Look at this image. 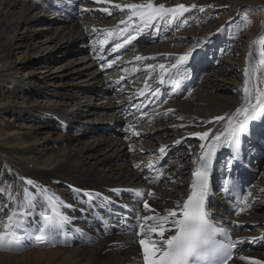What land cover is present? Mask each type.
<instances>
[{
  "label": "rangeland",
  "instance_id": "374dc122",
  "mask_svg": "<svg viewBox=\"0 0 264 264\" xmlns=\"http://www.w3.org/2000/svg\"><path fill=\"white\" fill-rule=\"evenodd\" d=\"M60 1L64 5L65 0ZM177 1H187L197 4V7L188 6L190 10L175 21L170 17L166 21L158 19L155 26L145 27L133 17L136 23L131 22L133 25L130 27V33L136 36L137 44L120 56L114 57L117 60H109L104 68L99 64L92 65L90 61L94 54L92 49L100 46L97 42L104 40L105 35L98 37L97 44H95V40L89 44L77 40L70 45L64 37L60 38L57 33H54V26L46 23V20H49L51 25L56 24L59 16L61 18L65 16L64 13L57 10L60 12L58 15L51 9L35 7L33 18L37 21L34 20L28 25H20L15 33L16 40L8 59V64L13 70L0 74V107L9 101L24 107L23 109H33L34 107L47 109L58 103V94L62 93L74 98L73 105L76 104L71 107H62L64 110L62 114L69 117L78 115L79 118L64 131L61 130V122H57L53 117H48L49 114L40 113L42 111L33 112L34 114L30 115L22 114V117L14 112L2 113L0 114V155L8 158L10 151L3 148L9 146L4 143L12 142L19 145L21 143L19 139L25 133L37 135L41 145L43 144L42 139H45L47 135H50L51 139L64 135L78 150L92 144L94 139L102 140L106 134H111L113 138L116 136L123 138L124 142H127L125 138H129L127 144L129 146L126 151L128 154H132L131 157L134 155L145 159L159 153L162 147L165 148L166 151H170L168 165L171 164L166 167L165 174L167 175L171 169L176 170L177 174L172 175L174 178L169 179V184L175 189H179V185L175 183L185 184L188 179L190 181V173L184 170L180 160L186 165L194 167L193 160L197 159L196 152L200 141L194 136L188 137L187 134L182 133L174 126L172 118L167 115L162 117L163 113L160 114V111L164 108L168 109L167 103L169 102L177 104L190 102L189 116H194L198 121L205 119L204 124L197 128V132H200L203 129H210L213 124L215 125L213 118L217 117L220 111H232L242 101L245 60L249 57L253 41L264 32V0ZM66 2L69 7H62V9L69 12L68 17L72 21L76 23L81 21L80 23L83 22V25H87L88 18L94 19L96 23L94 26L99 24L98 26L103 28V32L115 33V28L120 27L121 21H127V17L131 15L128 8L122 6L123 10H121L114 7L116 4L121 5L119 0H114L111 9L83 0L80 2L67 0ZM202 2L203 5H199ZM201 7L204 8L203 12L199 10ZM106 10L110 14L107 15ZM245 14L249 21L247 24L243 22ZM137 24L140 25L139 31L136 30ZM226 25L229 26V31L219 33L218 30ZM120 32L123 31L119 30L118 33ZM112 36L114 35H110L108 43L111 42ZM205 38H208L210 42L202 48L197 47L193 53V55L199 54V59L192 63L186 72L182 71L179 74L174 72L171 81L168 82L169 86L173 87L172 89H176L177 85L174 84V80L183 78L182 81L188 82L190 86L189 92L173 97L175 93L173 90V95H169L171 100L167 103L165 101V104L160 105L158 110L149 112L145 121H141L134 129L129 128L130 123L123 124L121 127L118 125V127L106 122V118L113 115L112 111H106L104 108L108 100L115 102L117 108L120 106L119 100L135 97L134 88H140L146 76L153 80L156 76L158 77L162 71V69L159 70V65L163 64L165 68H171L180 55L188 52L193 45H197ZM261 51L262 46L256 44L252 48V59L258 62ZM144 53L153 55L148 59L144 57L141 61L142 64L152 69L150 68L146 75L129 73L128 66L123 65L122 61L128 57L142 56ZM113 61L115 62L113 63ZM197 63H200L199 68ZM91 73H94V77L100 76L101 81L93 84L94 90L88 93L87 88L91 82H88L87 85L85 81H89ZM157 77L156 80H158ZM258 84L259 88H264V83ZM87 110L94 115L88 117L85 113ZM127 110L125 109L123 114L126 115ZM125 118L127 121V117ZM209 121L213 122L208 123ZM128 122L130 121L128 120ZM256 123L262 125L261 132H264V121H256ZM259 125L257 126L259 127ZM125 126H129L128 130L123 128ZM159 139H163L166 143L161 146L158 143ZM177 141H181V143H177ZM261 142L262 158L256 161V157L253 155L251 157L258 165L254 175L264 177V139ZM130 146L134 151L129 150ZM45 149V154L48 157H53L58 150L53 143H47ZM172 149L175 152L171 151ZM101 152L104 153V151ZM100 154L97 157L101 156ZM165 176L164 178H166ZM254 180L255 178L251 182L253 183ZM60 189L62 187L58 185L57 190ZM213 196L219 201L221 200L219 195L213 194ZM2 199L0 197V200ZM222 202L225 203L224 200ZM254 202L252 203L253 208L251 207L252 209L248 211L255 214V218L260 222L242 229V232H256L261 224L264 225V194ZM240 213H245V209H242ZM40 219L38 216L37 221ZM256 250L257 253L264 254L263 246Z\"/></svg>",
  "mask_w": 264,
  "mask_h": 264
},
{
  "label": "bare ground",
  "instance_id": "6f19581e",
  "mask_svg": "<svg viewBox=\"0 0 264 264\" xmlns=\"http://www.w3.org/2000/svg\"><path fill=\"white\" fill-rule=\"evenodd\" d=\"M66 1L67 0H65L63 5L60 0H0V74L13 70L10 64H8V59L16 40L15 33L20 25H28L34 22V20L37 21V19L33 18L35 7L51 9L58 15L60 12L57 10H61V12L64 13L65 16L63 18L59 16L60 18L57 19L55 22L56 24L51 25L49 20H46V23L50 26H54V33H57L60 38L64 37L69 41L70 45L77 40H82L84 43L89 44L92 43L93 40H98V37L103 35L106 36L104 40L97 42L100 46L92 49V51H94L90 61L92 65L100 63L99 58H101L104 53H107L106 56H109V58H114L137 44V41L134 40L132 44L126 45L124 48L119 49V51H114L113 49L117 43H123V38L126 33H118L117 31L122 30L125 24H121L117 29L115 28L116 33L111 32V35L114 36H112V44H109L110 31L103 32V28L98 26L99 24L94 26L96 24L94 22L95 20L91 18L87 19V25H83L84 23H80L81 21L78 23L72 21L68 17L69 12L62 9V7H69ZM80 1L81 0H78V2ZM83 1L92 2L98 6H107V8L110 7V9L112 4H114V0ZM119 1L121 6L130 3H146V0ZM153 2L155 5L164 4L166 7H173L179 4H184L185 6L193 5L187 1L183 2L177 0H153ZM199 5H203V2ZM105 13L108 15L109 11L106 10ZM14 16L16 17L14 18ZM42 20L43 19H41V21ZM173 21H175V19H173ZM128 23L133 25L131 22ZM120 37L122 38L120 39ZM149 56L153 57V55L148 53H144L139 57H146L148 59L150 58ZM141 61L142 59L137 60L136 57H128L122 62L124 63L123 65L128 66L129 73L146 75L149 73L151 67L142 64ZM174 72H176V70L169 67L162 70L161 73L158 74V77L156 76L158 80H156V77H152L155 79L153 80L146 76L145 80L142 82L143 85L140 88H134L133 93H135L134 95H136L135 97L137 98L132 97L127 100L121 99L119 100V104L121 105L117 106V108L115 102L108 100L104 108L106 111H112L113 115L110 117L108 116L106 122L110 123L112 126L120 125V127L123 124H129L130 122H128V120L126 121V115L123 114L124 111L117 114L118 109L122 108L127 110L129 106H133L136 111L138 108H146L149 102L153 103L151 106L153 107L154 103H158L160 95H168V97H170L171 91H168V82L171 81ZM162 73H165L163 76V83L161 82ZM169 75L171 79H169ZM100 81V76L94 77V73H91L89 81H85L87 85L91 82L87 88L88 93L94 90L93 84L99 83ZM175 81L179 83V88H177L175 93L177 96L188 87L185 83H181L180 79ZM258 85L259 84H257V87ZM58 95V103L47 109H41L40 107L23 109L24 107L8 101L0 107V114L14 112L22 117V114L30 115L42 111L40 113L49 114L47 115L48 117H53L57 122H61V130L66 131L68 127L76 122L79 116L76 114L77 116L69 117L66 114H62L64 112L62 107H71L76 104L73 105L74 98L68 97L62 93ZM199 102L201 103L202 101ZM189 103L177 104L169 102L167 103L168 109L164 108V110L160 111V114L163 113L162 117H165V115L171 117L174 126L182 133L187 134L188 137L192 136L190 135L191 133L197 132V128L205 122V119H202L203 121H198L194 116H189ZM241 103L242 101L236 105L232 111H220L218 116H226L233 113ZM85 113L88 117L94 115L88 110ZM179 117H182V119ZM143 118H145V116H140L138 119L133 116L132 119L140 122ZM224 123L225 121H220L219 123L215 122V125L213 124L210 129L215 131L222 128ZM207 130L209 129H203L200 132ZM130 131L132 132V130ZM49 136L50 135H47V137ZM253 136L254 137H252L249 142L246 140L247 143L245 142V144H243L241 151L242 158L232 166L233 173L239 175L245 182L247 200H245V204L243 202L241 206V208H244L243 205H245V213L231 215L228 213L225 205L226 203L222 202V198V201H219L213 196L214 201H209L211 203L212 214H216V219L219 222L229 223L234 230V236L241 241L239 244L241 252L233 258L230 264H253V261H259L260 264H264V254L257 253L255 248L264 236V225L261 224L256 232H242V229L244 230L260 222V220L255 218V214L248 210L252 209V203H255L254 201H257V199L264 194V177L256 176V174L254 175L258 166L256 161L262 158L261 156L263 154L260 145L262 143L261 141L264 139V132L259 131ZM47 137L42 139V145L39 143L37 135L30 133H25L23 137L19 139L21 142L19 145L12 142L4 143L9 147L3 149L9 150L10 153L8 158L0 155V197L3 198L0 200V208H3L4 204H10L11 206V202L9 201L10 191H12L16 197H19L21 200L23 199L24 184L21 177H26L35 181L37 185H42L50 189L57 197L62 198L67 204L71 205L72 207L65 208L63 211L71 218L72 226L81 228L85 235L79 233H69L67 237L61 235L54 245L48 246H37L34 242L25 240L22 242L23 246L19 251H0V264H143L138 243L141 237H133L132 234L117 233L120 228L115 222V219L124 217L125 209L129 210L137 207L136 202L133 200L134 197L131 190H140L143 193L152 192L153 196L147 198L148 203L152 209L163 214H166L167 209L175 208L177 202L186 198L191 181L189 182L188 179V182L185 184H179L177 182L175 184L179 185L180 188L175 189L174 186L169 184V179L174 178L172 175H177L174 169H171L167 175L164 173L166 178L163 176L157 183H149L145 179L146 176H153V174L148 172V165H156L158 161H166L168 156H170V151H166L163 157H161V153L159 152L152 157H146L144 159L134 155L131 157L132 154H128L126 149L127 146H129L127 145L129 138H125L127 142H124L123 138L119 136L113 138L111 134H106L102 140L94 139L92 144L78 150L72 146L73 144L70 139H67L64 135H59L55 139ZM195 138L198 139L197 137ZM47 143H53L58 148L53 157H48L45 154V146ZM158 143L163 146L166 141L159 139ZM201 143L200 141L196 152L197 157L201 151ZM227 148L228 147L225 146L218 151L216 167L212 172L216 181L223 173H226L225 163L232 158L228 154ZM101 151H104V153ZM108 151L111 152V154L108 155ZM171 151L175 152L173 149ZM100 153L103 154L101 155ZM33 154H35V156H33ZM99 154L101 156L97 157ZM252 155L257 158L256 161L252 159ZM180 162L184 170L191 175L194 167H192V165H186V163L181 160ZM136 164L141 165V168L137 169L134 167ZM170 165L171 164H169L168 167ZM254 178L255 180L252 183L251 181H253ZM214 184L215 183L212 184L211 189H213ZM58 185L62 187L59 191L57 190ZM75 189L92 193L93 195L99 193L100 199L95 201L94 206L89 207L87 198L76 196L74 192ZM118 192L119 195L117 194ZM249 193H251V195H249ZM125 205L128 207L126 208ZM7 211L8 209H4L3 212H0V215H4ZM39 211L40 209H36V215L30 217V219L37 220ZM139 211L143 215L152 214L143 208V204L139 205ZM101 225L111 228V233L106 236L103 235ZM165 235L167 236L168 233ZM156 239L159 238L157 237ZM124 242H128L129 246L121 247V244ZM240 256H244L245 259L241 260L239 258Z\"/></svg>",
  "mask_w": 264,
  "mask_h": 264
},
{
  "label": "snow or ice",
  "instance_id": "6c2138e0",
  "mask_svg": "<svg viewBox=\"0 0 264 264\" xmlns=\"http://www.w3.org/2000/svg\"><path fill=\"white\" fill-rule=\"evenodd\" d=\"M115 7L121 10L123 7H127L131 15L127 17V22L121 21V24H125L121 31L126 35L123 38V43L115 45L114 51H119L126 45L132 44L136 39V36L129 32L131 25L128 22L136 23L133 17L147 27L155 26L158 19L160 21H166L169 17L178 19L190 10L184 4L173 7H166L164 4L155 5L153 0H146V3L141 4L130 3L123 7L116 4ZM190 7L196 8L197 6L193 4ZM199 10L203 12L204 8L201 7ZM243 22L245 24L249 22L246 14ZM136 30H140L139 24L136 25ZM225 31H229L228 25L222 26L218 30L219 33ZM111 34L110 31L109 35ZM209 42L210 40L205 38L197 45H193L188 52L177 58L176 63L171 65V69L176 70L177 74L182 71L186 72L187 68L199 59V54L193 55L196 48H202ZM256 44L262 46L258 62L252 59V48ZM136 59L143 58L136 57ZM158 67L162 70L165 69L163 64ZM243 74L241 105L231 114L213 118L217 123L225 121L223 127L215 131L209 129L190 134L197 137L202 143L200 144V154L197 159L193 160L195 167L192 171L190 192L186 199L177 202L175 208L167 209L166 214H163L150 207L147 198L153 196L152 192L143 193L140 190H131L137 207L129 210L134 213L131 219H134L136 223L131 224L128 220L121 218L122 233L131 231L133 237H141L138 243L143 264H229V261L233 260L234 250L238 248L241 241L234 239L225 228L215 223L211 212V203L208 200L210 176L218 151L225 146L232 151V158L225 163L226 175H231L232 166L242 158L241 137L248 135L250 122L264 121V88L257 87L258 83H264V32L250 46ZM164 75L165 73L161 75L162 83ZM169 79H171L170 75ZM179 118L182 119V117ZM133 134L138 135L137 133ZM177 143H181V141H177ZM129 150L134 151L131 146ZM160 153L163 157L166 149L162 147ZM134 167L140 169L141 165L136 164ZM152 167V164L148 165L149 170ZM21 179L24 184L23 199L16 197L10 191L11 206L4 204L3 208H0V212L8 209L4 215H0V251H19L25 240L34 242L37 246H48L54 245L61 235L65 237L69 233L85 235L81 228L72 226L71 218L63 211L65 208L72 207L71 205L57 197L50 189L37 185L32 179L26 177H21ZM145 179L149 183L159 181L158 176H146ZM222 186L225 187L226 192L236 187V185L228 186L227 182ZM74 192L76 196L86 197L89 207L94 206L95 201L100 199L99 193L93 195L79 189H75ZM117 194L119 195V192ZM244 200H247L246 196L239 202L243 203ZM140 204H143V208L152 214L143 215L140 213ZM125 207L128 206L125 205ZM36 209H40L41 219L39 221L30 219L36 215ZM166 233H168L167 236ZM157 237L159 239H156ZM127 246H129L128 242L121 244V247ZM239 258L245 259L244 256ZM253 264H260V262L253 261Z\"/></svg>",
  "mask_w": 264,
  "mask_h": 264
}]
</instances>
